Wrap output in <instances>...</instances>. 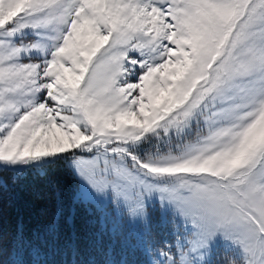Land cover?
I'll list each match as a JSON object with an SVG mask.
<instances>
[{"label": "snow or ice", "instance_id": "6c2138e0", "mask_svg": "<svg viewBox=\"0 0 264 264\" xmlns=\"http://www.w3.org/2000/svg\"><path fill=\"white\" fill-rule=\"evenodd\" d=\"M58 165L72 205L53 183L5 231V188ZM90 205L159 208L143 264H264V0H0V264H137L81 237Z\"/></svg>", "mask_w": 264, "mask_h": 264}, {"label": "trees", "instance_id": "16d2710c", "mask_svg": "<svg viewBox=\"0 0 264 264\" xmlns=\"http://www.w3.org/2000/svg\"><path fill=\"white\" fill-rule=\"evenodd\" d=\"M19 181L2 193L3 227L9 231L19 217L31 226H41L49 219L52 201L53 183L58 182L64 190L66 208L72 205V197L76 188V180L62 165L49 169L47 175L38 176L27 172L19 174ZM76 227L81 237L98 234L103 229L98 223V216L90 206L76 207ZM104 240L114 245L109 232L104 233Z\"/></svg>", "mask_w": 264, "mask_h": 264}, {"label": "rangeland", "instance_id": "374dc122", "mask_svg": "<svg viewBox=\"0 0 264 264\" xmlns=\"http://www.w3.org/2000/svg\"><path fill=\"white\" fill-rule=\"evenodd\" d=\"M97 213L98 216V223L100 226L112 233L113 235L121 234L123 237L127 238L129 246L134 249L142 250V241L145 239H160L162 237H166L169 235V232L171 231V224L168 221L167 218L162 216L159 208H153L150 209V224L149 225H142V224H136L132 225L129 224L127 219L120 220L116 218L115 216L109 215L105 217L104 212L108 211L110 212V209H103L99 206H92ZM155 229V230H154ZM104 233H107V231H104ZM116 240H121L116 239ZM123 242H119L121 244ZM124 243H126L124 241ZM118 244V242H117ZM123 247V246H122ZM118 251L121 250V247H116ZM127 250V249H126ZM220 252H223V249L219 250ZM136 256L132 257L134 261L137 262V264H143L141 261V253H135ZM144 260L146 259L145 256Z\"/></svg>", "mask_w": 264, "mask_h": 264}]
</instances>
